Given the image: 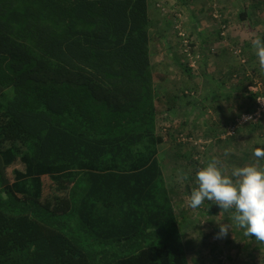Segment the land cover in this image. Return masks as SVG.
Segmentation results:
<instances>
[{
	"label": "trees",
	"instance_id": "obj_1",
	"mask_svg": "<svg viewBox=\"0 0 264 264\" xmlns=\"http://www.w3.org/2000/svg\"><path fill=\"white\" fill-rule=\"evenodd\" d=\"M151 6L0 0V97L13 90L0 113V264H190L187 220L177 214L160 152L177 136L162 133L168 109L156 88ZM243 96L237 116L253 111L259 94L246 87ZM239 132L215 138L234 141ZM147 139L152 158L147 143L136 152ZM191 144H177L175 155L191 147L199 169L201 152ZM83 162L92 165L79 166L82 175L64 177L66 165ZM33 168L35 190L18 191Z\"/></svg>",
	"mask_w": 264,
	"mask_h": 264
},
{
	"label": "crops",
	"instance_id": "obj_2",
	"mask_svg": "<svg viewBox=\"0 0 264 264\" xmlns=\"http://www.w3.org/2000/svg\"><path fill=\"white\" fill-rule=\"evenodd\" d=\"M151 2L152 34L155 36L152 61L158 97L163 102L162 109H168L164 117L176 119L180 130L187 128L197 135L209 132L210 137L220 135L242 112L246 87L249 92H253V88L257 90L254 93L264 95V71L259 68L251 43L256 36L264 40V0ZM214 4L218 5L223 20L231 24V45L221 39L211 19ZM243 13L246 16L243 17ZM176 24L188 29L200 54L196 70L186 61L175 32ZM235 47L241 48L240 56H234ZM241 58L245 59V65L241 64L244 61ZM182 87L192 92L189 98L183 96ZM210 121L221 125H217L218 128L209 126ZM196 125H200V130H196Z\"/></svg>",
	"mask_w": 264,
	"mask_h": 264
},
{
	"label": "rangeland",
	"instance_id": "obj_3",
	"mask_svg": "<svg viewBox=\"0 0 264 264\" xmlns=\"http://www.w3.org/2000/svg\"><path fill=\"white\" fill-rule=\"evenodd\" d=\"M229 26L230 34L232 27L231 24H229ZM182 28L185 31H188V29L186 30L184 26H182ZM186 33L189 37V31ZM189 38L191 39V37ZM226 44H230L229 37L226 40ZM199 61H201V59ZM242 61L241 64L245 65V59L244 63ZM198 68L199 62L196 68L191 69L196 70ZM177 76L179 77V74H177ZM182 90H185L184 87H182ZM188 92L192 94L191 91L188 90ZM12 97V88L7 89L0 97V113L6 108ZM209 112H211L209 113L210 116H213V112ZM161 121V127L165 131H162V133H164L166 137V133H168L169 130L172 131L174 136H177L175 139L176 141L167 137L165 139V144H163L160 148V152L167 181L174 194L177 214L181 219L186 218L185 220H187V222L189 220V224L184 222V236L186 242V253L190 264H264V244L257 242L255 238H252V236H245L244 229L234 225V222L230 219L234 210L222 211L220 206L215 204L213 207L214 209H212L216 213L213 215L209 214L206 211L209 208V204L207 203L209 202L208 200H205V203H203L204 205L202 204L198 208H192L189 206L188 200L191 195V191L193 188L198 187L195 182V174L198 169L192 159L195 151L189 146L190 149L188 148L186 153L180 158H177L175 155L176 145L183 143L179 142V137L184 135L185 138L189 140L191 138V140L199 142L200 144V147H198V145L195 146L196 151L199 150L201 152V154L196 157H200V168L206 166V164L213 158L218 160L219 166L222 167L226 171V174L229 175L235 167H243L252 163H258L260 166H264V160L257 161L256 157L248 155V149H251V146H253L254 143L264 144V129H258L256 132L249 130V128L244 131L242 128L236 140L220 142L217 141V138H215L216 136L210 137L209 132L208 134L198 133L197 135L196 132L191 133L187 130V128L180 131L179 122H176V119L170 120V118L167 117V121L164 119ZM211 124L213 127L217 128L219 127L217 125H221L216 124V122L211 123L210 121L209 126H211ZM195 128L196 130H200V125H196ZM151 141L152 140L147 139L136 148V152L138 153L140 148L147 143L148 146L145 148L144 152L147 157L152 158L155 155V150H152L153 147L151 148L149 145V142ZM82 165L90 166L92 163L83 162L66 165L65 167L70 169L71 172L64 177H77L82 175L83 172L79 169ZM130 167L131 166L128 165L125 169L127 170L133 168ZM33 169V171L29 174L27 181L21 182L16 187L18 191L23 190L25 192L29 191L32 193L35 190V186L33 188V185L37 182V175H40V173H38L36 168ZM181 173H187L188 179H181ZM218 223L233 224L232 230H229L227 237L217 238V233L219 232Z\"/></svg>",
	"mask_w": 264,
	"mask_h": 264
},
{
	"label": "clouds",
	"instance_id": "obj_4",
	"mask_svg": "<svg viewBox=\"0 0 264 264\" xmlns=\"http://www.w3.org/2000/svg\"><path fill=\"white\" fill-rule=\"evenodd\" d=\"M251 43L259 68L264 71V40L256 36ZM253 155L257 161L264 160V148H255ZM181 179L187 180L188 174L181 173ZM195 182L198 187L191 191L190 207L198 208L208 200L214 201L222 211L234 210L230 217L234 225L244 229L245 236L255 237L257 242L264 244V166L252 163L235 167L229 175L213 158L196 171ZM218 225L217 238L227 237L233 227L230 223Z\"/></svg>",
	"mask_w": 264,
	"mask_h": 264
},
{
	"label": "built area",
	"instance_id": "obj_5",
	"mask_svg": "<svg viewBox=\"0 0 264 264\" xmlns=\"http://www.w3.org/2000/svg\"><path fill=\"white\" fill-rule=\"evenodd\" d=\"M212 7H213L212 17L214 20L217 21L218 29L220 31V37L224 39V42L226 43V40L229 37L228 35H229L230 26L224 22L222 13L218 5L214 4ZM175 32L180 39L182 51H183V54L185 55L186 61L189 62V66L191 68H196L200 60V54L196 50L193 41L188 37L186 31L182 28L181 24L175 25ZM241 52L242 50L239 47H235L233 50V54L235 56H240ZM252 91L257 92V90L253 88H252ZM246 117L250 119H245ZM260 124L264 125V95H259L256 97L255 108L253 111L246 112V113L236 116L232 120V122L228 124V126L221 133V139L226 140L227 138L235 137L237 133L239 132V130L242 129L243 127H246L249 125H260ZM179 142H183V143L190 142L194 146L198 145V147H200L199 142H195L191 140V138L189 140L185 138L184 135H181L179 137Z\"/></svg>",
	"mask_w": 264,
	"mask_h": 264
}]
</instances>
